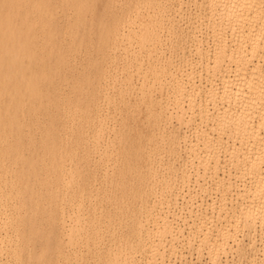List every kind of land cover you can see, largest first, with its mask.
<instances>
[{"label":"bare ground","instance_id":"obj_1","mask_svg":"<svg viewBox=\"0 0 264 264\" xmlns=\"http://www.w3.org/2000/svg\"><path fill=\"white\" fill-rule=\"evenodd\" d=\"M89 1L63 0V4H70L72 9L82 15L93 7ZM128 3L120 13L110 12L107 23L94 30L98 32L95 50L109 61V51L119 48L123 38L128 43L138 40L142 47L150 41L162 40L165 36L171 41L182 40L191 44V56L196 59L188 64L191 67L187 72L189 80L177 77L170 63L158 53V69L145 73L144 82L148 86H167L168 112L176 114L180 123L193 125L194 138L187 142V137L184 136L190 146L188 158L192 168H197L196 179L199 181L202 178L204 182L213 180L212 184L221 192L218 208H213V201L200 204L196 210L190 209L186 218L190 222L188 232L177 230L174 220L154 215L153 207L147 205L149 196L145 191L146 187H150V181L147 175L143 177L139 169L141 163L134 158L141 149L142 139L123 132L117 149L111 147V142L104 143L102 156L106 159L105 165H115L116 169L112 174L105 172L104 188L102 193L97 194L102 199H111L112 195L117 200L120 199L122 202H118L117 206L119 214L107 211L99 214L96 203L91 198L89 204L75 199L71 202L69 213H60L61 235L59 234V240L56 237L49 239L48 249L62 253L66 247L80 246L81 242L74 241V238L79 237L84 239L82 241L88 249H92L89 252L97 251L100 244L106 241L100 223L106 220L109 229L114 227L115 222L127 226L126 215L133 211L135 217L129 216L130 230L127 233L119 231L109 237L107 240L112 245L100 253L97 252L88 261L91 260L94 264H158L159 256H162L161 261L165 259L164 241L171 238V244L178 243L185 249L190 247L199 254L206 251L211 264H218L221 256L232 251L234 247H247L248 244L244 245L243 239L240 243L241 237L238 235L241 230L249 229L250 238L255 236L258 227L264 234V0H194L199 12L194 15L195 18L187 17L188 28H192L187 33H184L186 28L180 24L185 19L182 1L129 0ZM55 8V0H0V139L8 131L15 133L19 124L14 118L20 112L19 106L9 107L8 97L18 96L16 102H20L19 99L24 98V91L31 92L30 98L41 113L42 108L46 109V102L50 103L55 99L48 90L55 86L58 68L54 63L58 61L60 65H68L69 61L65 56L57 57L53 51H48L45 55L50 57L51 63L48 67L41 65L43 56H32L30 45L34 37L57 34ZM180 11L183 14L177 17ZM36 19L39 20L34 26L38 27L30 26V21ZM19 20L21 28L17 26ZM82 22V16L67 22L69 33L66 42L69 48L76 43L77 30ZM198 25H205L207 37L212 43L199 40ZM65 35L66 32L62 37ZM24 55L31 56L23 58ZM142 55L140 51L132 56L134 60L140 61ZM151 57L153 56L148 54L149 61ZM90 60L93 61L92 58ZM91 67V70H96L93 65ZM99 67L100 72L95 76L90 74L91 70L89 73L86 70L88 74L83 78L73 77L72 99L63 102L66 105L62 107L65 113L73 111L80 114L78 117H70L68 122L80 127H85L86 123L87 128L94 133L93 138L82 139L81 132L75 134L76 138L96 150L101 146L100 139L109 134L103 122L94 123L96 115L100 114L98 101L110 99L109 90L103 87L104 84H112L113 78L111 76L109 80L108 68L101 61ZM70 72L75 73V70L70 68ZM81 80L87 81V84L81 86ZM43 83H46V87ZM81 94L88 100L81 101ZM56 121L55 118L50 119L51 123ZM55 127L53 124L46 132L43 151L45 158L47 156L49 159L44 163L55 174L56 180L64 184L65 189L77 188L78 191L72 196H87L90 180L94 176L84 174L75 167L67 170V153L61 148L65 144V136L56 135L58 132ZM168 136L171 137L168 153L175 160L180 135L173 131ZM17 153L18 151H8L6 156H15ZM2 158L0 156V160ZM178 164L171 162L168 169L176 170L179 168ZM157 173L156 170L155 174L150 175L153 186L163 178L158 177ZM172 174L173 172L170 175ZM183 174L182 182L181 179L179 182L172 180L173 175L168 174L167 181L170 179L175 183L168 185L170 182H167L166 188L183 189L186 173ZM234 178L237 179L235 184ZM35 179L40 180L38 174ZM42 187H47L46 183ZM158 194V190L154 188L151 195L155 200L165 201ZM49 196L51 198L54 195ZM55 197L61 198L58 194ZM137 203H141V212L134 208ZM56 214L54 209H50L46 216L54 221ZM86 215L88 217L85 218ZM21 223L27 231L34 230L35 222L28 210ZM10 228L6 206L2 203L0 264L9 248L7 240L10 234L7 230ZM17 237L20 239V236ZM26 242L20 239L21 245ZM13 246L15 245H11ZM13 254L14 257L18 256V252ZM43 260H38V264Z\"/></svg>","mask_w":264,"mask_h":264},{"label":"rangeland","instance_id":"obj_2","mask_svg":"<svg viewBox=\"0 0 264 264\" xmlns=\"http://www.w3.org/2000/svg\"><path fill=\"white\" fill-rule=\"evenodd\" d=\"M128 1L90 0L89 2L91 5L93 4V7L81 15L71 8L70 4L64 5L63 0H55V16L58 23L56 25L57 34L40 35L30 41L31 55L35 58L39 55L43 56L41 65L44 64L46 67L50 65L51 59L48 55H45L48 51H53L57 57L65 56L69 64L60 65L58 61L54 63L55 67L58 68L54 80L55 86L48 88V90L55 99L50 103L46 102V109L42 108V113L41 110H38L33 99L30 98V96L32 97L31 92L24 91V98L19 99L20 102H16L18 96L8 97L7 99L8 106L11 108L19 106L20 112L14 115V118L19 122L16 126V132L10 133L8 131L7 135L0 139V156L3 157L0 160V204L3 203L6 206L7 217L11 226L7 230L10 234L7 240L9 248L6 250L2 264H14L18 260L25 261L26 264H38V260L41 259H44L41 264H94L93 261L87 259L112 245L107 240L109 237L119 231L127 233L130 230L131 220L129 216H134L133 211L126 215L127 226L124 223L118 225L115 222L114 227L109 229L106 220L100 223L106 241L100 244L97 251L89 252L92 249H88L82 241L84 239L79 237L74 238V241L81 242L80 246L66 247L62 253L48 249L50 238L56 237L58 240L60 238V213L63 211L69 213L71 202L73 203L75 199L88 204L92 199L96 203L99 214L105 211L119 214L120 211L117 206H119L118 202H122L120 199L117 200L113 195L111 199H102L97 194L102 193L104 188L105 172L108 171L112 174L116 169L115 165L108 167L105 165L106 159L102 156L105 149L104 143L111 142V147L114 150L117 149L123 132L127 134L129 132L132 136H139L142 139L141 149L134 158L141 163L139 169L143 177L147 175L150 181V187H146L145 191L148 192L149 196L147 205L153 207L154 215L166 216L174 220L177 230L188 232V223L190 222L186 218L189 216L190 209L196 210L195 208L200 204L212 203L213 201H215L213 208H218L217 203L219 197H221L219 196L221 192L212 184L213 180L208 179L204 182L202 178L199 181L196 179L198 177L196 175L197 168H192L191 160L188 158L190 151L188 148L190 146L187 142L189 139L194 138L195 129L193 125L191 123V125L180 123L176 114L168 112L167 86L166 88L158 85L148 86L144 82L145 73L158 69L156 61L157 57L159 59L158 53L165 57L167 63H170L175 75L186 81L187 76H189L187 72L191 69L188 64L191 60L196 59L191 56V44L182 40L171 41L165 36L162 40L150 41L145 47H142L138 40L128 43L127 39L123 38L119 48L109 51L111 54V57L108 58L109 61L103 55H98L95 50L98 42V32L94 30L102 28L107 23V16L110 12L120 13L129 5ZM180 1L185 4V11L176 13V16L178 17L179 14L184 13L185 19L181 20L180 24H183L186 28L184 33H187L192 29L188 28L187 17L195 18V14L199 11L194 4V0ZM109 5L111 6L110 9L108 8ZM188 5H192V7ZM183 15H180V17ZM81 16L83 22L80 24V29L77 30L76 43L69 48L66 42L69 33L67 22ZM37 20L39 19L31 20L30 26L35 27L34 24ZM17 26L22 27L20 20ZM37 27L38 25L35 28ZM198 27L199 40L204 43H212L207 37L208 32H206L205 25H198ZM65 32L66 35L62 37ZM23 33H25L24 30ZM164 35L166 34L164 33ZM35 47L39 48L36 49ZM140 51L143 53L139 58L140 61L134 60L132 55H137ZM148 54L153 56L150 61L148 60ZM31 55H24L23 58ZM100 61L108 68L109 80H111V76L116 80L112 78V84L109 86L104 84L103 87V89L109 90L110 99L108 101H104V99L98 101L100 114L96 115L94 123L103 122L109 134L100 139L101 146L96 150L89 148L86 143L79 142L76 138L75 134L77 132L83 134L82 139L93 138L94 133L87 128L86 123L84 124L85 127H80L73 126L72 123L68 122L70 117H78L80 114L77 115L73 111L65 113L62 107L66 105H63V102L72 99L73 77L83 78L89 73L92 65L96 70H91L90 74L95 76L100 72ZM38 62L40 63V61ZM70 68L74 69L75 73H71ZM203 77L205 78V76ZM86 84L87 81H80L81 86ZM43 85L46 87V83H43ZM43 94L45 95L46 92H43ZM95 97L97 96L95 95ZM80 100L85 102L88 98H84L81 94ZM211 107L213 106L211 105ZM54 118L57 120L56 123H51L50 119ZM53 124L56 126L55 131L58 132L55 134L65 136V144L61 148L64 153H67V160L65 161L67 170L75 167L84 174L94 176L90 180V191L86 193L87 196L82 197L81 194L72 196L73 193L78 191L77 188L65 189L64 184H60L56 180L55 174L44 163L46 159H49L47 156L45 158L43 151L47 137L46 132L52 128ZM156 124H159V126H156ZM173 131L180 135L178 136L180 139L179 150L175 160H172V156L168 153L169 142L171 141L168 134ZM184 136L187 137V142ZM182 137L183 139H181ZM8 151H18V153L15 156H6ZM70 158L72 159L70 160ZM171 162H178L179 168L176 170L168 169ZM155 169L159 173V176H157L163 178L153 186V184L151 185L150 175L156 173ZM169 170L173 172V178L171 179H176V182H179L180 179L182 182V175H184V172L186 173L184 179L187 184L185 183L183 189L166 188L167 182H170L168 185L175 183L170 179L167 181L168 177L172 176L170 175L172 172ZM36 174L40 177L39 181L35 179ZM161 174L162 176H160ZM219 174L222 176V171ZM236 181L237 179L234 178V184ZM43 183H46L47 187H42ZM154 188L158 190V196L164 197L165 201L163 199L155 200V197L151 195ZM64 193L68 194L63 196ZM49 194L54 196L50 198ZM57 194L61 198L55 197ZM134 208L139 209L141 212V203H137ZM50 209L57 212L54 221L46 216ZM26 210L32 215L35 222L33 231H27L21 223ZM167 212L169 213L166 214ZM259 229L258 227L257 232L254 233L255 236L251 238L248 234L249 229L241 230L238 235L239 238L241 237L240 243L243 239L244 245L248 244L247 247H234L232 251L221 256V261L218 264H264V234ZM16 234L20 236V239L27 242L21 245ZM38 236H42V238H38ZM172 244L173 247L175 246L174 248L171 246ZM172 244L171 238L164 241L165 259L161 261L162 256H159L157 258L158 264H160V261L161 264L163 262L164 264H167V262L169 264H211L206 251L199 254L190 247L185 246L192 251L185 249L183 246L182 248L178 243L176 245ZM11 245L15 246L11 247ZM14 252L16 254L18 252L17 257H14Z\"/></svg>","mask_w":264,"mask_h":264},{"label":"snow or ice","instance_id":"obj_3","mask_svg":"<svg viewBox=\"0 0 264 264\" xmlns=\"http://www.w3.org/2000/svg\"><path fill=\"white\" fill-rule=\"evenodd\" d=\"M188 6L189 7H192V5H188ZM181 7H185V5L182 4ZM15 264H26V262L25 261L18 260V261L15 262Z\"/></svg>","mask_w":264,"mask_h":264}]
</instances>
